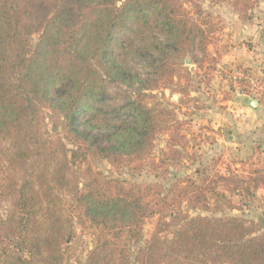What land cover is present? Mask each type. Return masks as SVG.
Masks as SVG:
<instances>
[{
	"label": "trees",
	"instance_id": "16d2710c",
	"mask_svg": "<svg viewBox=\"0 0 264 264\" xmlns=\"http://www.w3.org/2000/svg\"><path fill=\"white\" fill-rule=\"evenodd\" d=\"M199 12L196 0H0V264H70L75 224L93 238L85 264H264V232L243 219L175 210L206 206L200 184L155 197L159 184L91 164L141 161L170 135L165 90L209 44ZM107 80L137 87L121 102Z\"/></svg>",
	"mask_w": 264,
	"mask_h": 264
},
{
	"label": "rangeland",
	"instance_id": "374dc122",
	"mask_svg": "<svg viewBox=\"0 0 264 264\" xmlns=\"http://www.w3.org/2000/svg\"><path fill=\"white\" fill-rule=\"evenodd\" d=\"M196 2L209 44L204 54L194 52L198 61L184 63L181 79H174L171 91L165 90L162 104L169 106L175 118L170 135L158 134L151 153L141 161L112 167L105 159L94 158L91 164L112 178L159 184L155 197L173 185L175 196L195 182L205 188L206 206L192 207L181 201L175 210L188 216L237 217L254 232H264V0ZM37 37V33L30 35V45ZM142 65L133 62V71L146 77ZM105 84L109 91L122 93L121 102L123 91L131 94L137 87L117 86L108 80ZM246 98L257 100L252 111H240ZM51 118L53 113L47 112L44 129ZM241 123L255 128L241 129ZM97 140L100 146L107 143L105 135H97ZM0 211L5 213L3 204ZM155 220L156 216L144 220L143 238ZM92 242V236L75 224L68 243L70 264H85Z\"/></svg>",
	"mask_w": 264,
	"mask_h": 264
},
{
	"label": "crops",
	"instance_id": "0c3cea01",
	"mask_svg": "<svg viewBox=\"0 0 264 264\" xmlns=\"http://www.w3.org/2000/svg\"><path fill=\"white\" fill-rule=\"evenodd\" d=\"M248 100H249V98H246V99L244 100L243 104L240 105V111H244V112H245V110H249V111H252V110H253V109H251V108L249 107V105H248ZM255 108H256V107H255ZM247 115H250V117L252 116V114H247ZM240 126H241V129H249V127H250L251 129H254V128H255L254 125H252V124H245V123H244V124L241 123Z\"/></svg>",
	"mask_w": 264,
	"mask_h": 264
},
{
	"label": "water",
	"instance_id": "95a60500",
	"mask_svg": "<svg viewBox=\"0 0 264 264\" xmlns=\"http://www.w3.org/2000/svg\"><path fill=\"white\" fill-rule=\"evenodd\" d=\"M184 63L185 64H189L190 63V60L188 57L185 58L184 60ZM174 98H176L177 96L176 95H173ZM248 105L251 109H255L256 105H257V100L256 99H249L248 100Z\"/></svg>",
	"mask_w": 264,
	"mask_h": 264
}]
</instances>
